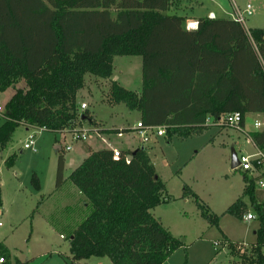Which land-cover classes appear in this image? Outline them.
I'll return each instance as SVG.
<instances>
[{
  "label": "trees",
  "instance_id": "obj_1",
  "mask_svg": "<svg viewBox=\"0 0 264 264\" xmlns=\"http://www.w3.org/2000/svg\"><path fill=\"white\" fill-rule=\"evenodd\" d=\"M177 0H0V92L18 81L19 89L1 114V153L19 127L65 134L83 122L93 124L78 104L85 76L113 79L114 58L141 57L142 90L138 94L111 80L104 102L125 105L140 114L146 127H166V135L187 139L240 113L264 115V30L247 31L233 19L198 18V29H186ZM106 98V99H105ZM95 124V123H94ZM96 125V124H95ZM118 133V132H117ZM252 144L264 152V131L250 133ZM87 158L70 175L91 212L70 241L71 262L92 257L112 264H165L182 246L152 210L172 198L156 173L145 146L121 152L86 148ZM132 156L129 163L125 157ZM16 155L5 165L12 168ZM60 155L57 185L63 181ZM244 194L260 216L256 241L241 254L228 243L240 264H264V190L245 174ZM33 184L40 186L36 176ZM184 189L183 198H187ZM202 216L218 226L219 217L200 204ZM2 192L0 188V207ZM238 200L227 211L239 215ZM243 218V217H242ZM1 255L9 258L4 245ZM235 264V262H234Z\"/></svg>",
  "mask_w": 264,
  "mask_h": 264
},
{
  "label": "rangeland",
  "instance_id": "obj_2",
  "mask_svg": "<svg viewBox=\"0 0 264 264\" xmlns=\"http://www.w3.org/2000/svg\"><path fill=\"white\" fill-rule=\"evenodd\" d=\"M176 13L187 18L208 17L232 19L237 7L242 12L248 0H177ZM253 14H244L247 31L264 30V0L251 2ZM113 77L122 87L141 93V57L117 56L114 58ZM112 77V78H113ZM112 79L100 80L85 76V86L78 93V104H86L93 124L83 122L79 128L65 134H53L39 128H17L10 143L1 153L0 188V245L9 251L5 264H68L71 262L70 241L74 231L90 214L83 207L85 198L79 195L69 177L87 157L83 146L94 151L132 149L138 145L148 148L156 173L172 198L152 210V214L181 243L182 246L165 264H240L230 255L228 243L236 245L241 254L249 253L256 241L259 221L245 222L243 216L255 213L248 196L244 194L242 173L231 167L232 150L237 155H250L255 149L249 134L256 131L255 121L264 118L250 114L242 131L208 119V127L200 134L187 139L167 136L154 137L155 142L143 144L135 129L140 119L138 112L125 105L110 106L104 102ZM19 89H27L24 81L0 92L1 114L6 104ZM106 99V98H105ZM82 110V109H81ZM96 125H95V124ZM117 130V131H114ZM122 136H118L117 132ZM75 134H84L87 140L75 141ZM30 135L34 136L36 152L25 150ZM70 146L69 152L65 148ZM16 155L12 168L6 160ZM60 155L64 157L63 181L57 185V168ZM36 176L40 190L33 184ZM187 188V198H183ZM200 204L219 217L218 226H212L196 205ZM238 200L244 207L239 215L227 211ZM0 249V258L2 257ZM264 254V248H263ZM75 264H112L108 258L92 257Z\"/></svg>",
  "mask_w": 264,
  "mask_h": 264
},
{
  "label": "built area",
  "instance_id": "obj_3",
  "mask_svg": "<svg viewBox=\"0 0 264 264\" xmlns=\"http://www.w3.org/2000/svg\"><path fill=\"white\" fill-rule=\"evenodd\" d=\"M253 0H248V4L245 8V10L242 12L240 9L237 7L235 10V16L233 17V20L236 22H239L243 26H245V19H244V14H247L248 16H251L253 14V8L251 5V2ZM187 29L189 31H195L198 29V22L191 21L187 23ZM87 108L86 104L81 105L82 111H85ZM264 118V115L261 116ZM242 122V116L240 113H233L229 114L224 117L222 122L218 124H223L224 126H228L230 128H234L235 130H240V125ZM217 124V125H218ZM254 127L257 131H264V119L262 122L260 121H255ZM136 131L138 135L141 138V141L143 144L148 143L151 140V137H164L166 135V127H146L142 125V123H138L136 125ZM119 137L122 136L120 133L118 135ZM73 139L75 141H80V142H85L87 140V137L84 134H75L73 136ZM252 143V142H251ZM254 146V145H253ZM255 148V153L250 154V155H238V160H239V166L238 170L242 173L245 174L248 180H257V185L258 189L264 190V152L259 150L258 148ZM25 150H31L33 152H36V147H35V142H34V136L30 135L28 138L27 143L24 145ZM71 147L67 146L65 148L66 152L71 151ZM113 161L119 162L122 160L123 155L121 151L119 150H113ZM125 160L127 163L130 162L129 156L125 157ZM264 215V213H263ZM260 219V216L255 212V213H248L247 215L243 216V220L245 222H250V221H258ZM5 260L3 258H0V264H4Z\"/></svg>",
  "mask_w": 264,
  "mask_h": 264
},
{
  "label": "crops",
  "instance_id": "obj_4",
  "mask_svg": "<svg viewBox=\"0 0 264 264\" xmlns=\"http://www.w3.org/2000/svg\"><path fill=\"white\" fill-rule=\"evenodd\" d=\"M209 14H214V13H209ZM214 17L216 18V15H214ZM197 19H198V18H194V19H190V18H188V20H187V22H186V29H187V23H188V22H191V21H195V22H197ZM232 19H233V18H232ZM187 30H188V29H187ZM112 80H113V81H117V78H114V77H113ZM138 94H140V93H138ZM260 116H261V115H260ZM139 122H140V119H139V121L137 122V124H138ZM137 124H136V125H137ZM114 131H117V130H114ZM133 131H134L136 134H138L137 131H136V127H135V129H133ZM120 133H121V132L118 131L117 135H119ZM154 137H156V136H154ZM154 137H151V140H150L149 142H153V141L155 142L157 139H156V140H153ZM252 145H253V144H252ZM142 146H143V145H142ZM88 147H89V146H87V145H84V146H83V149H84V152H85L86 156H88V154L86 153V148H88ZM139 147H141V145H138L137 147H134V148H132V149H127V151H124L123 149H114V150H119V151H121V152H126V153H128V152H133V151L137 150ZM253 147H254V146H253ZM89 148H90V147H89ZM90 149H91V148H90ZM146 149H147V152H148V148H147V147H146ZM254 149H255V148H254ZM92 150H93V149H92ZM93 151H94V150H93ZM112 151H113V150H112ZM148 155H149V154H148ZM86 158H87V157H86ZM86 158H85V159H86ZM85 159H84V160H85ZM84 160H83V161H84ZM151 162H152V161H151ZM80 165H81V164H80ZM77 167H78V166H77ZM77 167H76V168H77ZM76 168H75V169H76ZM75 169H74V170H75ZM74 170H73V171H74ZM78 192H79V191H78ZM79 195H80V196H83L80 192H79ZM83 197H84V196H83ZM84 198H85V197H84ZM83 207H84L85 209H89L90 212H91V208H90V206H89V204H88L86 198H85V201L83 200ZM4 264H5V263H4Z\"/></svg>",
  "mask_w": 264,
  "mask_h": 264
},
{
  "label": "water",
  "instance_id": "obj_5",
  "mask_svg": "<svg viewBox=\"0 0 264 264\" xmlns=\"http://www.w3.org/2000/svg\"><path fill=\"white\" fill-rule=\"evenodd\" d=\"M209 19H213L214 14H210L208 16ZM132 156H129V160H131ZM239 166V160H238V155L236 154V152L234 150H232V159H231V167L233 170H237Z\"/></svg>",
  "mask_w": 264,
  "mask_h": 264
}]
</instances>
